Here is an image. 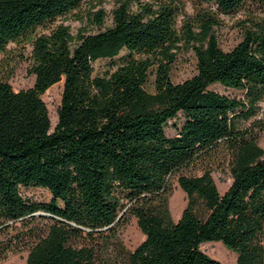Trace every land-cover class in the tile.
<instances>
[{"label":"trees","instance_id":"trees-1","mask_svg":"<svg viewBox=\"0 0 264 264\" xmlns=\"http://www.w3.org/2000/svg\"><path fill=\"white\" fill-rule=\"evenodd\" d=\"M204 1L226 14L257 2ZM82 2L0 0V52L27 40L33 75L19 89L0 79V264L8 249L25 250L26 264H104L103 242L128 215L144 238L123 264H224L200 248L209 240L234 251L236 264H264V20L244 26L227 50L212 14L178 30L169 0H114L109 14L90 3L74 32L62 22L33 32ZM181 43L193 49L196 71L174 82ZM97 59L108 60L103 74L93 73ZM61 77L50 128L40 94ZM214 82L243 96L208 88ZM178 112L184 121L169 136ZM219 147L231 175L222 193L209 170L186 172ZM173 176L187 195L176 220L166 205ZM28 185L49 199L25 198L19 187Z\"/></svg>","mask_w":264,"mask_h":264},{"label":"rangeland","instance_id":"rangeland-1","mask_svg":"<svg viewBox=\"0 0 264 264\" xmlns=\"http://www.w3.org/2000/svg\"><path fill=\"white\" fill-rule=\"evenodd\" d=\"M177 6L176 28L181 29L185 23H190L193 28L198 22V15L210 13L216 18L217 23L213 25L212 32L216 37L218 46L227 50L237 43L242 37L244 26H248L254 20H264V0L247 1L238 9L230 13L218 12L214 5L204 0H169ZM95 4L94 8L102 6L109 14L114 0H83L80 6L72 9L64 15L57 16L54 20L38 25L33 32H46L51 26L58 22L66 24L71 32L80 25V21L75 18L76 14H82L87 5ZM109 21V19H108ZM30 45L27 40L8 41L4 49L0 52V79L6 80L13 89L26 88L32 85L33 75L28 72L30 64ZM107 59H97L93 62V73L103 74L107 69ZM196 71V57L193 49L181 43L175 52L174 61L170 65V78L177 82L191 76ZM154 74L148 75L145 88L153 90ZM62 85V77L49 85L40 97L44 101L47 115L50 116V128L56 119V107L59 102ZM208 88L216 90L228 96L242 97L243 91L232 87H226L218 82L211 83ZM264 108V101L261 102V110ZM260 112V115L261 116ZM49 118V117H48ZM184 121L182 112H178L174 117L168 119L165 125V133L174 135L178 132ZM258 143L264 148V128L258 132ZM209 170L219 192H223L231 182L229 170V153L223 147L212 150L199 157L186 170L199 174L203 170ZM19 192L25 198L35 201H47L49 192L41 186H20ZM187 202L186 193L179 187L176 177L171 178V187L167 196V208L173 220L178 219L180 213ZM11 232V229L8 230ZM1 237V232H0ZM144 234L138 227L133 215H128L127 219L116 229L115 234L106 238L102 245V258L104 264H123L127 253L132 250L142 239ZM200 248L210 256L217 258L224 264H236V253L225 247L220 241L209 240L200 243ZM25 250L8 249L1 257L3 264H26Z\"/></svg>","mask_w":264,"mask_h":264}]
</instances>
